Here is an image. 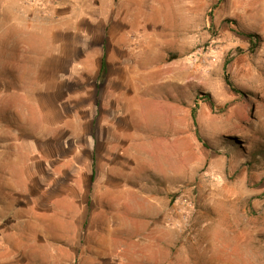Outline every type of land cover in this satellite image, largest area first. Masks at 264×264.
<instances>
[{"label":"rangeland","instance_id":"obj_1","mask_svg":"<svg viewBox=\"0 0 264 264\" xmlns=\"http://www.w3.org/2000/svg\"><path fill=\"white\" fill-rule=\"evenodd\" d=\"M50 50L0 264H264V0H0V64Z\"/></svg>","mask_w":264,"mask_h":264},{"label":"crops","instance_id":"obj_2","mask_svg":"<svg viewBox=\"0 0 264 264\" xmlns=\"http://www.w3.org/2000/svg\"><path fill=\"white\" fill-rule=\"evenodd\" d=\"M54 72L53 50L46 51L40 57L27 56L21 67H11L4 61L0 64V172L6 167L3 161L6 153L16 152L17 147L25 142H37L34 136L21 135V125L18 124L14 106L19 102L32 105L39 98L47 106L48 97L52 106Z\"/></svg>","mask_w":264,"mask_h":264},{"label":"trees","instance_id":"obj_3","mask_svg":"<svg viewBox=\"0 0 264 264\" xmlns=\"http://www.w3.org/2000/svg\"><path fill=\"white\" fill-rule=\"evenodd\" d=\"M247 37H248L250 43H253L254 40L256 39V36H253V35H249V36H247ZM104 73H105V67H104V62H103L102 65H101L100 73H99V74H100V76L102 77V76L104 75ZM224 81H225V84L230 88V90L236 93V91H235V89L233 88V86H232L231 82L229 81V79L225 77V78H224ZM196 110H197V103L195 102V106H194V108L191 110V114H190V116H191V120H192L193 124H195Z\"/></svg>","mask_w":264,"mask_h":264}]
</instances>
